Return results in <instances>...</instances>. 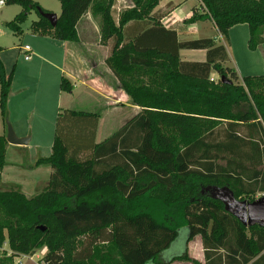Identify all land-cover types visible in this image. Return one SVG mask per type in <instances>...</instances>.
Here are the masks:
<instances>
[{"label":"trees","instance_id":"trees-1","mask_svg":"<svg viewBox=\"0 0 264 264\" xmlns=\"http://www.w3.org/2000/svg\"><path fill=\"white\" fill-rule=\"evenodd\" d=\"M59 1L53 25L39 1L6 0L22 10L5 25L21 35L35 9L33 32L78 41V22L91 10L100 17L102 40L115 39L106 63L141 109L97 141L100 112L61 108L52 153L35 163L51 165L52 172L32 196L19 185L4 186L8 141L0 134V247L7 241L15 252L34 254L46 246L40 264H264V226L242 223L206 188L228 185L249 201L264 192V73L239 80L224 65L229 55L223 43L180 40L154 13L160 0H132L118 23L115 0ZM202 1L205 7L195 8L186 22L210 18L226 38L232 26L247 23L249 47L264 42V0ZM147 18L150 24L125 40V26ZM182 48H206L207 59L184 60ZM212 70L232 82L211 79ZM12 78L0 57L6 126ZM61 88L72 91L74 85L63 76ZM206 201L218 206L227 226L219 242L203 237L201 262L188 250L194 236L188 207ZM182 227L184 252L165 257ZM13 257L0 251V264H13Z\"/></svg>","mask_w":264,"mask_h":264},{"label":"crops","instance_id":"crops-1","mask_svg":"<svg viewBox=\"0 0 264 264\" xmlns=\"http://www.w3.org/2000/svg\"><path fill=\"white\" fill-rule=\"evenodd\" d=\"M39 3L42 7L56 12L58 15L61 12V8L60 10L51 9L44 6L40 1ZM185 3L186 1L176 0V2L167 3V0H160L154 9V13L162 17V22L167 28L178 31L180 40L212 37L217 43H223L229 55L224 65L234 68L240 79L245 75H257L255 73L262 72L261 70L264 68V42L256 49L249 47L250 28L247 23H238L232 26L228 38H226L210 18L186 22L185 19L193 14L197 3L189 4L180 12L179 9L183 8ZM8 6L11 12L5 16V22L14 18L22 10V6L19 4H8ZM131 6H133L132 0H115L112 14L117 23L120 12ZM98 18V16L93 15L91 10L83 14L78 22V41L60 40L51 35H41L33 32L31 27L27 33H24L23 27L22 37L16 44L10 46L11 50L15 49L16 52V54L13 52L11 58V70L5 60V54L3 55L4 45L0 44L2 47L0 57L6 70L7 72L13 70L8 99V120L12 123L18 136H29L27 144L20 145L8 142L6 163L1 171L2 181L7 186L10 184L19 185L28 196L34 195L38 188L45 187L49 181L52 172L51 165L41 167L48 164L37 165L35 163L40 156H49L52 153L56 120L61 108L98 111L101 116L102 111L94 110L98 106L101 107L99 109H117L118 104H130L134 109V114L141 109L139 105L129 102L127 92L119 86V80L106 63L107 57L112 52L115 39L102 40L100 19ZM150 22L151 19L148 18L130 21L125 26V40L131 38ZM81 25L84 37L81 35ZM209 28L213 29L214 34L210 33ZM195 31L199 33L198 36H190L189 33ZM216 32L220 38L217 37ZM25 45L31 47L30 58L26 57ZM17 49L18 51H16ZM180 55L181 58L188 61H205L207 49L182 48ZM256 63H259L257 68H255ZM63 76L68 77L73 83L72 91L61 88ZM211 77L217 80L221 76L219 72L212 70ZM89 100H91V106H85L83 103ZM124 119L120 126L128 120ZM98 126H100V120ZM0 134H5L7 137V126L3 120L1 108ZM9 150L13 151L10 158L13 161L8 160ZM28 157L29 165L27 166L24 161ZM14 163L21 166L16 168L13 166ZM24 165L27 169L22 167ZM191 241L188 245L189 251ZM199 260L205 261L204 248ZM172 264L179 263L174 262Z\"/></svg>","mask_w":264,"mask_h":264},{"label":"rangeland","instance_id":"rangeland-1","mask_svg":"<svg viewBox=\"0 0 264 264\" xmlns=\"http://www.w3.org/2000/svg\"><path fill=\"white\" fill-rule=\"evenodd\" d=\"M44 6H47L51 9H59L61 8V4L59 0H39ZM196 2V0H188L186 1V3L183 5V8H180L179 11L182 12V10H184V8H186L189 4ZM19 7V6H18ZM200 6H196V8L199 9ZM11 12L10 7L8 6V4L0 7V44L4 45V53L5 54V60L9 66V69L11 70L12 68V56H13V52L16 54L15 49L11 50V45L12 44H16L19 39L22 37L21 35H17L15 34L10 28H8L5 24H4V19L5 16H7V14H9ZM10 16V15H8ZM38 17V13L35 9L32 10V12L28 15L26 21L23 23V27H24V33H27L29 31V27L30 24L32 22V20L36 19ZM100 19V17L98 18ZM81 35H83V31H82V25H81ZM211 31L210 33L213 31L212 28H209ZM213 33V32H212ZM191 34L190 36H198L199 33L195 32H191L189 33ZM214 34V33H213ZM217 35V32L215 33ZM218 37V35H217ZM220 38V37H218ZM228 44V42H226ZM18 51V49L16 50ZM259 64V63H258ZM258 64H255V68H257ZM262 72L260 73H255V74H262L264 73V68L261 70ZM221 76V75H220ZM239 80H241L239 78ZM85 106H91V100L86 101L83 103ZM83 105V107H84ZM101 108L100 106H98L96 109L94 110H99L102 111V116L100 118V126H98L97 129V134H96V140L99 141L101 139H103L105 136H107L109 133H111L112 131H114L115 129H117L126 119H129L133 114H134V109L130 106V104H118L117 109H99ZM138 109V108H137ZM147 137L145 138L146 141ZM13 151L9 150L8 153V160H10L11 156H12ZM26 155V153H25ZM28 158H25L24 164L25 165H29L28 163ZM13 161V160H10ZM10 165V163H9ZM22 166L24 169H27L26 166ZM12 166V164H11ZM16 168H19L21 165H18L16 163H14L13 165ZM44 166H49L48 165H42L41 167ZM49 178V177H48ZM5 187H10L13 185H5ZM43 187L38 188L37 191H35L36 193L39 192L40 190H42ZM35 193V194H36ZM264 192H257L256 196L259 197L261 195H263ZM241 199H246V197H240ZM188 214H189V219H190V224H191V228H192V232L194 233L193 239L190 243L189 246V254L190 257L198 259L201 258V251L203 250V244H202V239L203 237H208L211 240L213 239L214 241H221L222 240V235H223V231H224V227L227 226L226 224V218L222 217L219 214L218 211V206L211 202V201H206V202H200V203H196V204H192L190 205V207H188ZM185 231H187L186 227H182L180 230V234L178 236V238L172 243V245L166 250L165 252V257H171V255L176 254V253H182L185 250V245H186V239H185ZM246 234V233H244ZM247 235V234H246ZM245 235V236H246ZM9 245L4 243L3 244V248L4 249H0V251H3L7 254L8 252V247ZM47 247L43 246L39 249H37V251L34 254H28L27 258H22V263L21 264H40V260L42 259L43 255L47 252ZM14 255V254H13ZM14 261H18L17 258L13 257V264ZM179 264H188V262H177ZM190 264V263H189Z\"/></svg>","mask_w":264,"mask_h":264},{"label":"water","instance_id":"water-1","mask_svg":"<svg viewBox=\"0 0 264 264\" xmlns=\"http://www.w3.org/2000/svg\"><path fill=\"white\" fill-rule=\"evenodd\" d=\"M39 11L42 15L47 17L53 25L57 23L58 14L56 12L45 11L41 7H39ZM221 78L232 82V80L227 79L225 75ZM7 141L13 144H27L29 136H18L12 123L7 120ZM206 188L213 198L221 200L224 203L225 209L236 216L242 223L248 226L254 224L264 226V194L253 201H249L236 197L233 189L228 185H209Z\"/></svg>","mask_w":264,"mask_h":264},{"label":"built area","instance_id":"built-area-1","mask_svg":"<svg viewBox=\"0 0 264 264\" xmlns=\"http://www.w3.org/2000/svg\"><path fill=\"white\" fill-rule=\"evenodd\" d=\"M178 1H188V0H178ZM196 1H197V5L200 6V9H203L205 7V5L203 4L202 0H196ZM169 2H176V0H167V3H169ZM5 4H6V0H0V7L4 6ZM25 49L27 50L26 57L30 58L31 57V47H30V45H25ZM211 79H214V78L211 77ZM5 243L8 244L7 241ZM4 248L0 247V249H4ZM12 254H14V257L18 259V261H14V264H21L22 263V258H27L28 257L27 253L15 252L9 247L7 255H12Z\"/></svg>","mask_w":264,"mask_h":264}]
</instances>
